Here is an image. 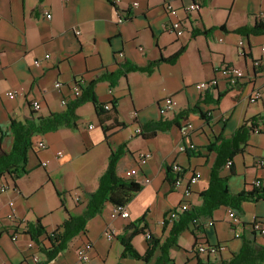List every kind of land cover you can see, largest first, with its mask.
Masks as SVG:
<instances>
[{
	"label": "crops",
	"instance_id": "1",
	"mask_svg": "<svg viewBox=\"0 0 264 264\" xmlns=\"http://www.w3.org/2000/svg\"><path fill=\"white\" fill-rule=\"evenodd\" d=\"M165 3H171L184 21L186 29L180 36L168 29ZM190 3H198L199 9L186 12ZM120 14L125 15L122 22H118ZM260 20L264 21V0H121L117 5L109 0H0V149L5 151L13 143L11 120L24 122L62 111L73 98L75 83L83 86L102 73L115 71L121 63L143 66L182 48L175 62H162L151 73L127 72L114 87L107 81L95 84L97 100L104 104L114 100L117 120L124 126L116 125L108 112L104 133L92 103L86 102L76 109L75 128L59 127L32 136L27 171L17 178L7 174L0 178L7 184L0 192V264H32V256L39 257L40 264L139 263L129 255L121 256L118 236L130 233L134 225L138 231L131 243L139 254L148 246L146 232L163 239L172 222L163 227L170 210L202 202L200 193L208 186L215 159V152L207 149L212 136L229 137L242 122L264 115V32H235ZM240 40L245 54H240ZM222 65L242 69L244 77L230 86L217 71ZM211 78H217L214 87H195ZM55 82L61 86L56 88ZM11 90L17 93L7 95ZM253 92L260 93L257 100H252ZM168 96L176 105L160 115V103ZM33 101L40 103L38 110L32 108ZM194 105L205 114L204 119L195 111L168 130L145 137L137 132L149 121L171 119ZM256 126L260 131L249 134L231 167L225 164L220 169L232 193L250 189L255 180L264 186V165H258L264 159V121H257ZM40 140L45 147H36ZM188 142L195 149L180 151L179 145ZM120 145L126 150L116 164V174L141 185L125 204L128 216L111 217L113 204L105 203L99 214L86 221L83 232L46 260L25 232L26 223L39 220L49 234L68 212L81 213L106 169L110 147ZM139 152H149L150 157L140 163ZM172 163L181 168L180 186L174 184L177 174L171 170ZM192 174L197 179L185 196ZM241 207V212L234 211L240 220L237 225H231V210L223 205L189 223L169 250V264H227L245 242L256 251L245 254L237 264H255L264 236L251 224L256 219L264 226V200L245 201ZM11 212L13 219H25L24 225L14 224L8 216ZM14 233L18 234L15 240L11 238ZM40 242L49 246L47 235L42 234ZM200 243L222 248L215 254L200 253ZM80 248L86 250L87 260L78 258Z\"/></svg>",
	"mask_w": 264,
	"mask_h": 264
},
{
	"label": "trees",
	"instance_id": "2",
	"mask_svg": "<svg viewBox=\"0 0 264 264\" xmlns=\"http://www.w3.org/2000/svg\"><path fill=\"white\" fill-rule=\"evenodd\" d=\"M220 28L224 29V26L221 25ZM209 30L205 32L207 33ZM235 32L244 35L262 34L264 32V21L260 20L251 27L244 26L237 28ZM181 52L182 48L169 57H159L143 66L129 62L121 63L115 71L102 73L85 85L80 86V94L67 102L64 110L52 112L45 116L32 117L26 119L24 122L11 120L10 130L13 136V143L9 151L0 149V178L6 174L12 178H17L25 173L27 171L28 152L32 149V136L36 133L53 131L59 127L75 128L77 120L76 109L86 102L92 103L102 124L104 133L108 130V127L103 125L108 112H110V117L116 125L124 126L122 122L117 120L114 100L110 102L111 109H105L104 103L97 100L94 92L95 84L99 81H107L110 87H114L120 77L125 76L127 72L141 71L151 73L162 62H175ZM220 95L218 94V96ZM195 111L200 114L201 118H205V114L200 108L194 105L182 110L171 119L149 121L142 126L139 133L145 137L147 135H154L157 131L168 130L172 126H179V119L186 118L189 113ZM257 121H264V115L253 116L242 122L229 137L222 135L212 136L207 149L215 152V159L211 167L208 186L200 193L202 198L201 204L185 208L179 212L178 217L171 222L167 235L163 239L151 236L148 239V246L143 254H139L131 243L132 235L138 231L133 225V230L130 233L118 236V240L123 246L121 256L129 255L139 262L137 264H149L157 250L159 253L151 264H169L172 261L169 256L170 248L178 244L181 232L188 228L189 223H194L200 215L210 216L213 210L222 205L227 206L235 212H241L243 202L264 200V186L252 184L250 189L243 188L239 192L232 193L228 190L227 177L220 175V169L225 166L227 161H231L232 164L233 156L243 151L247 138L254 131ZM125 150V145H120L116 149L110 147L106 169L100 175L96 189L89 194L84 210L81 213L72 214L68 212L64 220L49 234L46 233L39 220L26 223L25 232L38 244L39 250L44 254L46 260L52 259L67 246L68 242L75 235L83 232L86 221L99 214L105 203L125 205L141 189L139 182L133 179H124L116 174V164L125 153ZM231 164L229 167H231ZM167 169L169 170V168ZM168 223L169 221L164 219L163 227H167ZM42 234L47 235L49 246L41 244L40 237ZM253 250L256 251L252 249L249 242H245L240 252L227 264H237L243 261L245 254L251 253ZM255 259L257 260L255 264L264 262V245L262 246V250L259 249L257 251ZM116 264L124 263L118 261Z\"/></svg>",
	"mask_w": 264,
	"mask_h": 264
},
{
	"label": "built area",
	"instance_id": "3",
	"mask_svg": "<svg viewBox=\"0 0 264 264\" xmlns=\"http://www.w3.org/2000/svg\"><path fill=\"white\" fill-rule=\"evenodd\" d=\"M113 5H117L121 0H109ZM133 6L137 5V2H133L132 3ZM164 8L166 13L169 16V23H168V29L171 30L172 32H174L177 36L182 35L185 32V26H184V21L182 18H179L177 15V11L176 9L173 7V5L171 3H165L164 4ZM199 9V4L198 3H190L188 4L184 10L186 12H190V11H194ZM45 17L49 18L50 14L49 13H45ZM125 19V15L124 14H120L118 17V22H122ZM238 46L242 47L240 50V54H245V51L243 49V41L240 40L238 42ZM139 49L141 50V47H139ZM262 50H264V47L262 48ZM122 56V53H119ZM35 65H39V61H34ZM217 71L226 79V82L230 85V86H235L238 84V82L244 77V72L242 71V69L236 67V66H231V65H222L221 67H219L217 69ZM217 84V78H211L205 81H200L198 83L195 84V87L198 89H207V88H212ZM54 86L56 88H59L61 86V83L59 82H55ZM81 88L79 84H74L72 87V96L75 97L77 95L80 94ZM17 91L16 90H11V91H7L6 94L7 95H14L16 94ZM260 97V93L258 92H253L252 94V100H257ZM62 104H66L65 100L61 101ZM176 105V101L173 99V97L168 96L165 97L164 99H162L158 112L160 115H166L169 111H171L174 106ZM31 106L34 110H38L40 108V103L38 101H33L31 103ZM104 108L105 109H110L111 108V104L110 103H106L104 104ZM140 129L137 130V132H139ZM255 132L260 131V126H256L254 128ZM36 147L37 148H43L45 147V143L40 140L38 142H36ZM179 150L180 151H186L187 149H195V145L192 142H188L187 144H181L179 145ZM58 155H60V152H57ZM138 157V161L140 163H143L146 161V159H148L150 157V153L149 152H139L137 154ZM46 162H43L42 165H45ZM231 164V161H227L226 165L229 166ZM258 165H264V159H260L258 160ZM171 170L177 174V177L174 180V184L176 186H180L181 184V180L179 177V174L181 173V168L179 167V165L177 163H172L171 165ZM197 177L196 175H191L189 178V183L187 186H185L184 188V195L188 196L190 194V185L195 183ZM253 185L258 186L260 185V181L259 180H255L253 182ZM7 188V184L6 182L1 181L0 182V192L5 191ZM9 205L12 206L13 203L9 202ZM184 209V207H177L175 209L170 210L168 216H167V220L169 222L173 221L174 219H176L178 217V213L181 212ZM9 218L12 222H14V224H23L25 223V219H13L15 217L14 213L11 212L9 215ZM110 216L111 217H122L125 218L128 216V211L125 207V205H113L111 212H110ZM229 217H230V222L231 225H237L240 220L239 217L236 215V213L231 210L229 212ZM252 229L256 232H258L260 235L264 236V226L262 224V222H260L259 220L254 219L252 221ZM17 233H14L12 235V239L15 240L17 237ZM107 236H110V233L107 234ZM151 234L149 232L145 233V237L146 238H150ZM235 236H238L237 234H235ZM222 246L220 245H209V244H205V243H200L197 246V251H199L200 253H208V254H215L217 253V251H219V249H221ZM77 256L80 260H87L88 259V254L86 252V250L84 248H80L77 250ZM31 262L32 264H40V259L37 256H32L31 257Z\"/></svg>",
	"mask_w": 264,
	"mask_h": 264
}]
</instances>
